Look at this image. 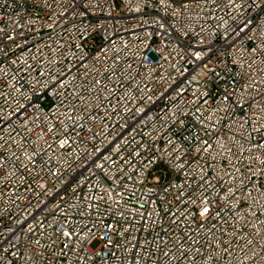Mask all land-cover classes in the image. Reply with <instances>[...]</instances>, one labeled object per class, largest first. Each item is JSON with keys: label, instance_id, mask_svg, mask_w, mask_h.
<instances>
[{"label": "built area", "instance_id": "built-area-1", "mask_svg": "<svg viewBox=\"0 0 264 264\" xmlns=\"http://www.w3.org/2000/svg\"><path fill=\"white\" fill-rule=\"evenodd\" d=\"M0 264H264V0H0Z\"/></svg>", "mask_w": 264, "mask_h": 264}, {"label": "rangeland", "instance_id": "rangeland-1", "mask_svg": "<svg viewBox=\"0 0 264 264\" xmlns=\"http://www.w3.org/2000/svg\"><path fill=\"white\" fill-rule=\"evenodd\" d=\"M97 244L94 245V247L96 246Z\"/></svg>", "mask_w": 264, "mask_h": 264}]
</instances>
